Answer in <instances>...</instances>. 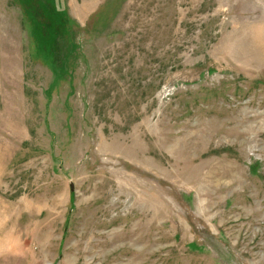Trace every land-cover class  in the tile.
<instances>
[{
  "label": "rangeland",
  "instance_id": "374dc122",
  "mask_svg": "<svg viewBox=\"0 0 264 264\" xmlns=\"http://www.w3.org/2000/svg\"><path fill=\"white\" fill-rule=\"evenodd\" d=\"M0 264H264V0H0Z\"/></svg>",
  "mask_w": 264,
  "mask_h": 264
}]
</instances>
